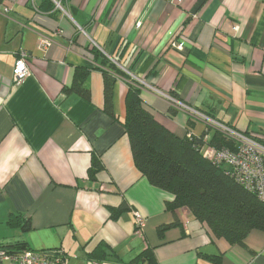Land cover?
Here are the masks:
<instances>
[{"label":"crops","instance_id":"crops-1","mask_svg":"<svg viewBox=\"0 0 264 264\" xmlns=\"http://www.w3.org/2000/svg\"><path fill=\"white\" fill-rule=\"evenodd\" d=\"M3 7L0 243L25 242L47 264H96L89 253L101 241L111 255L104 264H130L148 250L157 264H214L205 255L219 253L221 264H264L263 231H252L244 248L215 238L186 208L168 210L173 195L139 173L123 125L134 86L179 138L211 127L190 108L264 144V0H1ZM22 51L31 75L17 84ZM81 72L90 100L64 92ZM105 72L116 76L115 116L104 110ZM95 157L104 169L93 180ZM15 215L30 228L11 227ZM176 217L180 225L160 233Z\"/></svg>","mask_w":264,"mask_h":264},{"label":"trees","instance_id":"trees-1","mask_svg":"<svg viewBox=\"0 0 264 264\" xmlns=\"http://www.w3.org/2000/svg\"><path fill=\"white\" fill-rule=\"evenodd\" d=\"M111 68L117 71L115 66ZM85 74L86 72L77 74L72 85L65 88L64 92L76 93L83 99L90 100L91 91L84 84ZM115 83L116 76L105 72L104 110L111 116H115L113 108ZM126 107L127 116L123 125L129 137L135 167L152 186L173 195V200L167 202L168 210L176 213L178 209L186 208L215 238L244 248H247L245 240L252 231L264 232V201L253 189L241 185L227 172L225 166L215 164L202 152L205 145L217 149H235L234 140L212 127L202 135L177 137L144 107L140 89L134 86H130ZM207 136L209 140L205 141ZM103 169L101 160L95 157L89 170V177L96 180V175ZM125 209L123 206L112 210L111 217L116 218ZM9 224L11 227H21L24 230L30 228L29 220L21 215L11 217ZM179 225L180 221L176 217L172 223L159 228V231L163 233ZM0 246L13 251L29 250L25 242L0 243ZM110 256L109 244L104 241L98 243L89 253V259L96 264H104ZM205 257L214 264H221L223 258L221 253ZM56 259L62 262L64 257ZM130 264H157L154 251H144Z\"/></svg>","mask_w":264,"mask_h":264},{"label":"built area","instance_id":"built-area-1","mask_svg":"<svg viewBox=\"0 0 264 264\" xmlns=\"http://www.w3.org/2000/svg\"><path fill=\"white\" fill-rule=\"evenodd\" d=\"M1 1V0H0ZM5 15L9 13L8 7L0 9ZM236 29V28H235ZM50 41L43 39L41 47H49ZM173 47L179 51L183 50L182 43L174 42ZM14 81L17 84L23 83L31 75L29 55L22 51L15 63L13 70ZM187 108V107H186ZM191 114L204 120L209 126L219 130L228 138L236 142L235 149H217L205 145L202 152L205 157L211 159L217 165H223L241 185L253 189L261 200L264 201V144L257 139V135H246L226 125H223L209 116L196 113L187 108ZM192 137V133L188 134ZM209 137L205 138L208 141ZM136 227L141 230L145 224V218L140 213H135ZM10 262L12 264H47L39 255L30 250L13 251L7 247L0 246V264Z\"/></svg>","mask_w":264,"mask_h":264},{"label":"rangeland","instance_id":"rangeland-1","mask_svg":"<svg viewBox=\"0 0 264 264\" xmlns=\"http://www.w3.org/2000/svg\"><path fill=\"white\" fill-rule=\"evenodd\" d=\"M2 235V234H1Z\"/></svg>","mask_w":264,"mask_h":264}]
</instances>
